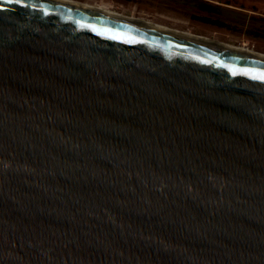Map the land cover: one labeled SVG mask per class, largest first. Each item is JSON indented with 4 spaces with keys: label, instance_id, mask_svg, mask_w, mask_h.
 Instances as JSON below:
<instances>
[{
    "label": "water",
    "instance_id": "obj_1",
    "mask_svg": "<svg viewBox=\"0 0 264 264\" xmlns=\"http://www.w3.org/2000/svg\"><path fill=\"white\" fill-rule=\"evenodd\" d=\"M264 59L53 0H0V264H264Z\"/></svg>",
    "mask_w": 264,
    "mask_h": 264
},
{
    "label": "rangeland",
    "instance_id": "obj_2",
    "mask_svg": "<svg viewBox=\"0 0 264 264\" xmlns=\"http://www.w3.org/2000/svg\"><path fill=\"white\" fill-rule=\"evenodd\" d=\"M264 52V0H81Z\"/></svg>",
    "mask_w": 264,
    "mask_h": 264
},
{
    "label": "bare ground",
    "instance_id": "obj_3",
    "mask_svg": "<svg viewBox=\"0 0 264 264\" xmlns=\"http://www.w3.org/2000/svg\"><path fill=\"white\" fill-rule=\"evenodd\" d=\"M53 1H57L60 3H65L68 5H71L73 7H78V8H82L88 11H93V12H99V13H105L108 15H111L113 17L122 19V20H126V21H130V22H134L140 25H144V26H148V27H152L154 29H159L162 31H167L170 33H173L175 35H179V36H183L186 38H190V39H194L197 41H201V42H205L208 44H212L215 46H219V47H223L226 49H230V50H234L237 52H241V53H245L248 55H252V56H256L259 58H263L264 59V52L260 51V50H256L253 48H249L245 45V43L243 44H233V43H229V42H225V41H221L215 37H211L205 34H201V33H196V32H192L189 30H184V29H179V28H174V27H170L167 26L165 24L159 23L158 21H153L149 18H144V17H139V16H133V15H125L122 14L116 10L110 9V8H104L101 7L99 5L87 2V1H81V0H53Z\"/></svg>",
    "mask_w": 264,
    "mask_h": 264
},
{
    "label": "flooded vegetation",
    "instance_id": "obj_4",
    "mask_svg": "<svg viewBox=\"0 0 264 264\" xmlns=\"http://www.w3.org/2000/svg\"><path fill=\"white\" fill-rule=\"evenodd\" d=\"M197 2H203V0H197Z\"/></svg>",
    "mask_w": 264,
    "mask_h": 264
},
{
    "label": "snow or ice",
    "instance_id": "obj_5",
    "mask_svg": "<svg viewBox=\"0 0 264 264\" xmlns=\"http://www.w3.org/2000/svg\"><path fill=\"white\" fill-rule=\"evenodd\" d=\"M262 79H264V77H261Z\"/></svg>",
    "mask_w": 264,
    "mask_h": 264
}]
</instances>
